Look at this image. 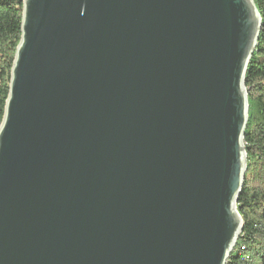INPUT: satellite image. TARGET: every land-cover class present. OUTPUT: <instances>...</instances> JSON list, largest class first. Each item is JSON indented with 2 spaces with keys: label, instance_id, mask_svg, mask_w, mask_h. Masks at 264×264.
Listing matches in <instances>:
<instances>
[{
  "label": "water",
  "instance_id": "1",
  "mask_svg": "<svg viewBox=\"0 0 264 264\" xmlns=\"http://www.w3.org/2000/svg\"><path fill=\"white\" fill-rule=\"evenodd\" d=\"M261 29L254 0H24L0 264H227Z\"/></svg>",
  "mask_w": 264,
  "mask_h": 264
},
{
  "label": "trees",
  "instance_id": "2",
  "mask_svg": "<svg viewBox=\"0 0 264 264\" xmlns=\"http://www.w3.org/2000/svg\"><path fill=\"white\" fill-rule=\"evenodd\" d=\"M23 1L0 0V126L22 37ZM254 2L262 29L246 76L250 111L244 144L248 167L237 203L244 228L227 264H264V0Z\"/></svg>",
  "mask_w": 264,
  "mask_h": 264
}]
</instances>
